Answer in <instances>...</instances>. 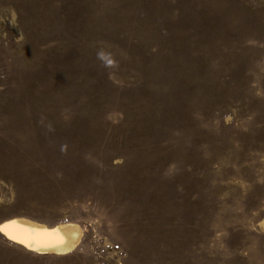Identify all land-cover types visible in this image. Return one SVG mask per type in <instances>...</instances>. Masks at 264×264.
Here are the masks:
<instances>
[{"label": "rangeland", "instance_id": "1", "mask_svg": "<svg viewBox=\"0 0 264 264\" xmlns=\"http://www.w3.org/2000/svg\"><path fill=\"white\" fill-rule=\"evenodd\" d=\"M76 223L0 264H264V0H0V223Z\"/></svg>", "mask_w": 264, "mask_h": 264}, {"label": "bare ground", "instance_id": "2", "mask_svg": "<svg viewBox=\"0 0 264 264\" xmlns=\"http://www.w3.org/2000/svg\"><path fill=\"white\" fill-rule=\"evenodd\" d=\"M0 235L37 255L65 256L78 246L83 236L76 223L48 227L24 217H13L0 223Z\"/></svg>", "mask_w": 264, "mask_h": 264}]
</instances>
